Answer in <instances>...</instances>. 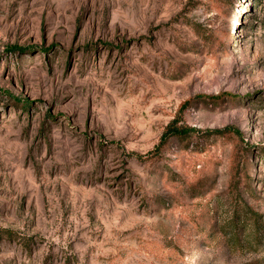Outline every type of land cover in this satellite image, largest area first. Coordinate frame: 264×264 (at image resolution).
<instances>
[{"label":"rangeland","instance_id":"obj_1","mask_svg":"<svg viewBox=\"0 0 264 264\" xmlns=\"http://www.w3.org/2000/svg\"><path fill=\"white\" fill-rule=\"evenodd\" d=\"M0 264H264V0H0Z\"/></svg>","mask_w":264,"mask_h":264},{"label":"trees","instance_id":"obj_2","mask_svg":"<svg viewBox=\"0 0 264 264\" xmlns=\"http://www.w3.org/2000/svg\"><path fill=\"white\" fill-rule=\"evenodd\" d=\"M223 1V0H222ZM226 1H229V0H226ZM191 25H196V26H199V27H201L200 26V24H198L197 22H191ZM199 31L198 32H203L202 30L203 29H198ZM201 34H203V33H201ZM204 44H206V45H208L210 42H211V40H210V36H208L207 37V34H206V36L204 37ZM208 42V43H207ZM191 130V129H190ZM190 130H180L178 133H176V134H183V133H185L186 134V132L188 133ZM225 129H217V130H215L214 132H216V133H222L223 131H224Z\"/></svg>","mask_w":264,"mask_h":264}]
</instances>
